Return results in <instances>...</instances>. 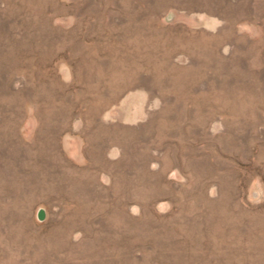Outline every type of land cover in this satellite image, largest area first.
Segmentation results:
<instances>
[{"label": "rangeland", "instance_id": "rangeland-1", "mask_svg": "<svg viewBox=\"0 0 264 264\" xmlns=\"http://www.w3.org/2000/svg\"><path fill=\"white\" fill-rule=\"evenodd\" d=\"M0 264H264V0H0Z\"/></svg>", "mask_w": 264, "mask_h": 264}]
</instances>
